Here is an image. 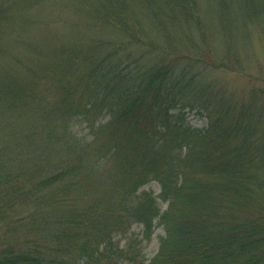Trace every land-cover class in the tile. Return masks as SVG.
<instances>
[{"label":"trees","instance_id":"trees-1","mask_svg":"<svg viewBox=\"0 0 264 264\" xmlns=\"http://www.w3.org/2000/svg\"><path fill=\"white\" fill-rule=\"evenodd\" d=\"M202 1L0 0V264H264V80L209 83L251 75ZM215 2L264 35V0Z\"/></svg>","mask_w":264,"mask_h":264},{"label":"rangeland","instance_id":"rangeland-1","mask_svg":"<svg viewBox=\"0 0 264 264\" xmlns=\"http://www.w3.org/2000/svg\"><path fill=\"white\" fill-rule=\"evenodd\" d=\"M208 1H210L209 5ZM202 11L205 16L206 22L210 28V40L211 41V47L212 51L222 55L224 54V48L225 45L228 43L229 45L238 44L237 49L240 57L243 59L244 63H246L248 67V72L251 75V78L248 79L244 76H239L236 73H233L232 71H223L222 69H216L214 71H210L209 74V83H211L214 87V89H219L220 87L216 84H219L221 86H225V91L227 93V96L232 98V93L236 96H242L246 92H248L251 87L253 86H259L262 80H264V35L261 32V27L259 25H248L246 28V34L249 35V39L246 40L244 45L242 44L241 37L243 35H240V30L232 29V25H236L237 23H232V13L227 14L225 17L226 21H229V23H220L218 19H216V13L219 12V9L217 8L215 0H203L202 4ZM23 15V14H22ZM21 16V15H20ZM34 20L33 17H30L28 20H21L16 23L23 24V23H33L28 22ZM60 23H73L69 22L67 20H63ZM81 23V22H79ZM195 32V31H194ZM235 33L238 38H234ZM40 38H42L44 35L41 34V32H38L36 34ZM193 38L200 42L196 34L194 33ZM38 39V38H37ZM17 40H22L21 37H18ZM245 39H243L244 42ZM23 43V42H21ZM55 43V39H53V44ZM195 44V43H194ZM196 47L195 45L193 48ZM38 48H40V45H38ZM197 52V48H196ZM195 50H192L188 52V54L192 56V54L195 55ZM40 55H42V58H44L45 53L40 52ZM209 71V70H207ZM207 74V75H208ZM254 77H257L254 79ZM258 77L260 79H258ZM263 78V79H261ZM253 79V81H252ZM243 93V94H242ZM184 116L186 121L189 123V125L196 127V128H205L207 121L204 117L200 116L196 111H187V109L183 110ZM81 128L76 127V131H80ZM144 189L147 190H153L155 194L159 192V187L155 183H149L144 186ZM162 208H165V205H161ZM142 227L139 225H133L130 229L131 233H134L135 236H139V232L141 231ZM163 235V231L161 228H157L153 235L151 236L150 240L148 242L144 241V247H143V253L145 256V259L152 258L155 253L157 252L158 247V238Z\"/></svg>","mask_w":264,"mask_h":264}]
</instances>
